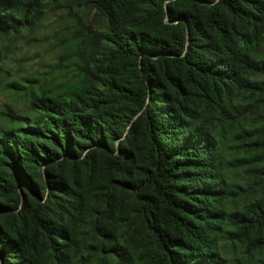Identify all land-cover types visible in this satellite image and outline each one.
Segmentation results:
<instances>
[{
  "label": "trees",
  "instance_id": "trees-1",
  "mask_svg": "<svg viewBox=\"0 0 264 264\" xmlns=\"http://www.w3.org/2000/svg\"><path fill=\"white\" fill-rule=\"evenodd\" d=\"M44 1L0 0V36ZM83 1L79 80L0 128V264H229L223 235L264 264V0Z\"/></svg>",
  "mask_w": 264,
  "mask_h": 264
},
{
  "label": "rangeland",
  "instance_id": "rangeland-1",
  "mask_svg": "<svg viewBox=\"0 0 264 264\" xmlns=\"http://www.w3.org/2000/svg\"><path fill=\"white\" fill-rule=\"evenodd\" d=\"M42 16L32 26L11 37L0 36V128L20 127L34 117L33 95L59 94L80 78L82 40L91 32H105V16L83 0H45ZM230 138L222 143L226 179L243 184V172L232 166L237 157ZM230 211L238 202L226 201ZM219 253L229 264H256L258 256L249 255L223 235Z\"/></svg>",
  "mask_w": 264,
  "mask_h": 264
}]
</instances>
